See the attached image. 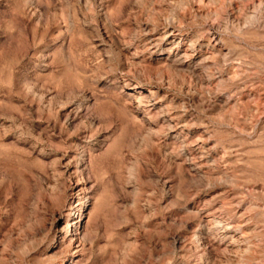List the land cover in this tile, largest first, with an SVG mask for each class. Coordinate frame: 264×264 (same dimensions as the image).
<instances>
[{
    "label": "rangeland",
    "instance_id": "obj_1",
    "mask_svg": "<svg viewBox=\"0 0 264 264\" xmlns=\"http://www.w3.org/2000/svg\"><path fill=\"white\" fill-rule=\"evenodd\" d=\"M0 264H264V0H0Z\"/></svg>",
    "mask_w": 264,
    "mask_h": 264
}]
</instances>
